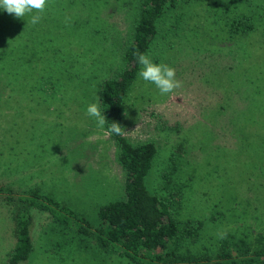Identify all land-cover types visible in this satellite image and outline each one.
Listing matches in <instances>:
<instances>
[{
  "label": "rangeland",
  "instance_id": "obj_1",
  "mask_svg": "<svg viewBox=\"0 0 264 264\" xmlns=\"http://www.w3.org/2000/svg\"><path fill=\"white\" fill-rule=\"evenodd\" d=\"M178 2L147 55L173 67L183 87L161 95L138 75L123 106L124 137L157 145L146 186L177 203L178 219L204 221L202 239L183 241L178 253L211 255L228 233L264 241V0ZM138 12V0H48L23 18L0 8L5 195L37 190L93 226L101 206L123 199L116 147L87 107L122 66ZM32 15L41 16L35 25ZM242 17L255 30L236 35L227 25ZM12 210L1 198L0 264L15 244ZM31 216L33 252L20 264H130L45 213Z\"/></svg>",
  "mask_w": 264,
  "mask_h": 264
},
{
  "label": "trees",
  "instance_id": "obj_2",
  "mask_svg": "<svg viewBox=\"0 0 264 264\" xmlns=\"http://www.w3.org/2000/svg\"><path fill=\"white\" fill-rule=\"evenodd\" d=\"M138 1V18L132 38L125 46L122 66L111 71L99 86V108L106 118V131L114 122L125 130L123 106L141 68L137 63L138 54L147 55L159 35L160 22L169 10L179 5L178 0ZM227 27L236 35L255 30L250 19L245 17L231 21ZM109 137L116 147L115 160L123 173L124 197L101 206L97 211L98 224L95 226L83 218H77L69 208L40 195L37 190L25 197H12L5 195V192L10 193V189L0 188V199L13 204L11 215L15 244L7 264H20L31 257L32 210L45 213L58 225L94 240L98 247L106 251L118 253L130 264H264L262 238L252 243L246 236L237 238L231 233L217 239L216 250L211 255L178 253L183 241L193 243L202 239L204 221L178 219L177 203L171 197L162 198L146 186V179L150 177L158 155L154 142L131 144L124 137V131L122 135L112 133ZM163 175L165 183L171 185L167 175ZM178 187L176 193L181 200L184 187ZM71 222L77 224L73 226Z\"/></svg>",
  "mask_w": 264,
  "mask_h": 264
},
{
  "label": "clouds",
  "instance_id": "obj_3",
  "mask_svg": "<svg viewBox=\"0 0 264 264\" xmlns=\"http://www.w3.org/2000/svg\"><path fill=\"white\" fill-rule=\"evenodd\" d=\"M48 0H0V8L4 9L9 15H13L16 18H23L28 14L43 13L46 9ZM41 19L40 15H32L31 23L37 24ZM137 63L141 65L138 73L139 77L146 82H150L156 86L161 95L172 93L175 89L183 87V83L176 79L175 69L164 63H154L150 57L146 54L139 53L137 57ZM100 97L97 95L96 102L91 103L87 107V115L95 118L97 127L104 128L106 118L99 108ZM127 116V113H124ZM121 125L117 122L112 123L106 135L115 133L122 135Z\"/></svg>",
  "mask_w": 264,
  "mask_h": 264
}]
</instances>
